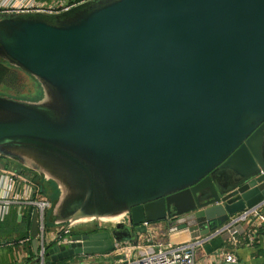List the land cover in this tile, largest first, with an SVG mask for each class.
I'll return each mask as SVG.
<instances>
[{"label": "water", "instance_id": "water-1", "mask_svg": "<svg viewBox=\"0 0 264 264\" xmlns=\"http://www.w3.org/2000/svg\"><path fill=\"white\" fill-rule=\"evenodd\" d=\"M0 58L48 94L0 95V152L57 184L54 224L128 219L53 245L46 264L138 244L160 222L204 237L264 203V0L3 15Z\"/></svg>", "mask_w": 264, "mask_h": 264}, {"label": "built area", "instance_id": "built-area-1", "mask_svg": "<svg viewBox=\"0 0 264 264\" xmlns=\"http://www.w3.org/2000/svg\"><path fill=\"white\" fill-rule=\"evenodd\" d=\"M71 1L72 3L66 0H0V15L58 14L90 0ZM261 173L264 174V171H261ZM51 209L52 204L26 173L13 168L0 167V223H4L13 210L16 211L19 224L25 222L27 214L31 216V220L35 213L38 214L39 254L42 256L40 264H46L47 260L44 257L50 247L72 242L71 224L54 228L53 231L48 229L46 215ZM255 221L264 226V203L235 215L224 226L199 239L179 244L155 242L154 240H147L143 243L139 241L138 244L120 242L118 243L119 246L115 247L110 253L91 255L89 259H92V261L86 264H197V250L203 244L223 232H228L235 240L237 235L247 234L245 224ZM149 227L150 225H148V232ZM31 242L30 228L27 237L22 239L17 237L13 240L1 242L0 249L4 247L13 248L15 244L24 247L31 244ZM21 256L25 260H30V251L24 248L21 251ZM225 260L229 263L235 262L232 255H226Z\"/></svg>", "mask_w": 264, "mask_h": 264}, {"label": "crops", "instance_id": "crops-1", "mask_svg": "<svg viewBox=\"0 0 264 264\" xmlns=\"http://www.w3.org/2000/svg\"><path fill=\"white\" fill-rule=\"evenodd\" d=\"M7 221L2 225H5ZM244 226L247 229V234L237 235L235 240L228 232H223L199 247L197 250V264H264V226L258 221L250 222ZM25 230H21L22 235ZM17 237L22 239L19 233L15 235L5 234V232L0 233V243L2 240ZM199 238L201 237L196 239ZM196 239H192V234L188 229L171 231L168 222H160L150 225L148 234L141 235L139 241L143 243L147 240H154L155 242L179 244ZM24 248L33 252L32 242L24 247H21L20 244H15L13 248L4 247V249H8L11 255L8 257L9 262L4 261L2 264H29V259L25 260L21 256V251ZM226 255H232L235 262H226ZM0 256H5L4 251L2 254L0 253Z\"/></svg>", "mask_w": 264, "mask_h": 264}, {"label": "rangeland", "instance_id": "rangeland-1", "mask_svg": "<svg viewBox=\"0 0 264 264\" xmlns=\"http://www.w3.org/2000/svg\"><path fill=\"white\" fill-rule=\"evenodd\" d=\"M38 1H46V0H38ZM51 1V0H48ZM67 2L72 3L71 0H66ZM3 16V15H0ZM0 61L5 62L3 59L0 58ZM25 73V72H24ZM27 74V73H26ZM22 75V74H21ZM29 75V74H27ZM23 76V75H22ZM31 76V75H29ZM29 76H23V79L17 83H15V85H13V87H2L0 86V95L5 96V97H9V98H13V99H17L23 102H28V103H41L43 101H46L48 99V94L45 92L44 88L42 87V85L40 84V82L38 80H36L33 76H31V78ZM35 81H34V79ZM0 167L1 168H13V169H17V170H21L23 172H25L24 170H26L27 172H25L30 178H36L39 177L38 180L39 182H43L48 184L47 186V192L45 195L46 199H48V201L52 204V209L51 211L47 212L46 215V224L49 230L53 231L54 228H60L61 226H68V223H63V224H54V220L57 217L53 216V210L54 207L56 206L59 198H60V190L57 186V184L52 181V180H47L45 179V177L43 176V174L41 175L40 172H38L37 170L32 169V167L26 165L24 163V161H20L14 157H11L9 155H5L2 152H0ZM20 168V169H19ZM30 174V175H29ZM38 185H40V183H38ZM39 187V186H38ZM41 187V186H40ZM39 187V188H40ZM121 221H125L128 222V219L126 217H105L103 219H91L88 220L86 222H76L71 224L72 225V235H82L84 233H88L89 231L94 232L96 229H101V230H107L109 232L113 231L116 228V225L118 224V222ZM8 239L2 240L3 241H7ZM13 240V238H12ZM130 241L125 240L122 241V243H129ZM119 244H116V247H118ZM1 248L0 249V253L2 254L4 251V255L5 256H0V264H2L4 261L5 262H9V255H11V253L8 251V249H4ZM91 257V255H86V256H82V257H78L75 259H71V260H65L62 262H58L55 264H80V263H89L92 261V259H89Z\"/></svg>", "mask_w": 264, "mask_h": 264}, {"label": "trees", "instance_id": "trees-1", "mask_svg": "<svg viewBox=\"0 0 264 264\" xmlns=\"http://www.w3.org/2000/svg\"><path fill=\"white\" fill-rule=\"evenodd\" d=\"M21 74L23 76L24 75L25 76H29L26 73H24L22 70L11 66L9 63L0 61V86L8 88V87H13V85H15V83H17V82L20 83V81L23 79V76ZM29 77L31 78V76H29ZM34 81H35V79H34ZM24 171L27 172L26 170H24ZM38 178L39 177H36V178L34 177V178H31V179L37 186H39V187L41 186L40 189H41V192L43 193V195H47L46 194V192H47L46 188H47L48 184L44 183V181L43 182H39ZM38 183H40V185H38ZM11 215H10L11 217H9L11 219L9 220V218H7V220H9V221L6 220L7 223L5 225H2L3 223H0L1 224L0 225V233L5 232V234H13V235L19 233L22 238L27 237L29 235V229L31 228V223H32V220L30 218L31 216L27 214L25 216V222L23 224H18L16 222L17 221L16 211L13 210ZM22 229H24V230L26 229L23 232V235L21 233ZM30 257L31 258H30L29 261L31 262L33 260V258H34V253L32 252V250H30ZM72 259H75V258H72ZM68 260H71V259H68Z\"/></svg>", "mask_w": 264, "mask_h": 264}, {"label": "flooded vegetation", "instance_id": "flooded-vegetation-1", "mask_svg": "<svg viewBox=\"0 0 264 264\" xmlns=\"http://www.w3.org/2000/svg\"><path fill=\"white\" fill-rule=\"evenodd\" d=\"M104 231H107V230L96 229L94 232L89 231L88 233H84V234H93V233L104 232Z\"/></svg>", "mask_w": 264, "mask_h": 264}, {"label": "bare ground", "instance_id": "bare-ground-1", "mask_svg": "<svg viewBox=\"0 0 264 264\" xmlns=\"http://www.w3.org/2000/svg\"><path fill=\"white\" fill-rule=\"evenodd\" d=\"M10 149V148H9Z\"/></svg>", "mask_w": 264, "mask_h": 264}]
</instances>
